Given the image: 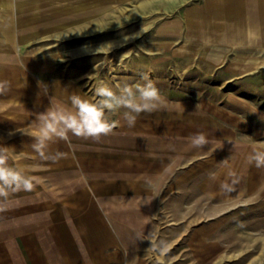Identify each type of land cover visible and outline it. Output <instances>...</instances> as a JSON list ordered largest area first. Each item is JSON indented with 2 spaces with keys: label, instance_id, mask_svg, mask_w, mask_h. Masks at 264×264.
<instances>
[{
  "label": "rangeland",
  "instance_id": "rangeland-1",
  "mask_svg": "<svg viewBox=\"0 0 264 264\" xmlns=\"http://www.w3.org/2000/svg\"><path fill=\"white\" fill-rule=\"evenodd\" d=\"M8 1L0 5V27L12 30L0 48V84L8 85L0 91V149L36 186L0 197V264H28L49 241L47 205L59 214L65 190L98 206L97 218L114 237L102 238L110 244L104 256L119 247L113 264H264V166L248 159L264 151V24L263 32L245 24V36L233 43L211 29L200 38L190 34V16L212 0ZM257 3L235 1L243 16ZM108 42L109 52L96 51ZM145 74L166 108L140 113L132 127L108 113L119 123L100 139L70 134L50 142L49 154H64L57 160L34 152L37 117L54 99L79 92L94 100L101 83L118 90L143 84ZM199 132L208 143L190 146ZM233 176L225 191L222 182ZM82 197L89 209L81 208L80 224L90 229L95 216ZM68 199L66 205L75 200ZM19 212L29 227L17 232ZM72 213L58 215V231L75 229ZM16 235L37 242L29 255L17 249ZM94 250L83 252L92 260L102 253Z\"/></svg>",
  "mask_w": 264,
  "mask_h": 264
},
{
  "label": "clouds",
  "instance_id": "clouds-1",
  "mask_svg": "<svg viewBox=\"0 0 264 264\" xmlns=\"http://www.w3.org/2000/svg\"><path fill=\"white\" fill-rule=\"evenodd\" d=\"M106 45V46H105ZM111 42L101 44L96 51L109 52ZM143 84L135 86L124 83L114 90L111 86L101 83L95 88L96 99H89L79 92H72L65 99H54L48 109L39 113L35 124L36 133L32 148L43 159L57 160L63 153L49 154L50 142L56 139L68 140L70 134L100 139L102 135L112 132L119 121L110 120L108 113H119L129 127L135 125L142 112L151 113L168 105L156 84L144 76ZM7 82L0 84V91L7 88ZM122 110V111H121ZM190 146L202 147L208 143L204 132L192 135ZM249 162L257 167L264 166V151L254 150ZM232 176V173H229ZM35 177L19 166L10 163L6 150L0 149V197L7 199L18 191H31L35 185ZM235 183L222 182L225 191H231Z\"/></svg>",
  "mask_w": 264,
  "mask_h": 264
},
{
  "label": "crops",
  "instance_id": "crops-1",
  "mask_svg": "<svg viewBox=\"0 0 264 264\" xmlns=\"http://www.w3.org/2000/svg\"><path fill=\"white\" fill-rule=\"evenodd\" d=\"M235 1L237 0H212L210 1V3L208 4L209 8H206V10L203 9L201 10V12L199 11L200 13H198L197 15L190 16L191 19H189L187 22V25L190 30V34H192L194 37L200 38L208 33V29H211L213 30V33H214L213 35L217 40H221V41L224 40V41L236 43L238 42L240 36H245V33H246L245 24L249 26L251 30L261 31L262 28H260L258 24H261V23L264 24V5H263L264 0H258V3L256 5L257 8L253 9L252 7L251 14H249L248 16L247 15L243 16L240 14L239 7L235 4ZM0 5L8 7L11 4H9L8 0H0ZM204 12H206V14ZM247 12L249 13L250 10H248ZM207 14L209 15L210 19H213V21L208 20V18L206 17ZM11 35H12V30L8 24L3 25V27L2 26L0 27V48H4L2 47L4 45L2 43V39H8L11 37ZM262 35L263 37L261 36V39H264V32L262 33ZM3 69L4 68L2 66V62H0V80L3 78L4 73H5ZM2 114L4 113L2 112L0 113V118L3 117ZM78 183H80L79 180H78ZM120 185H124V184L120 182ZM131 190L134 191L135 187H132ZM70 196H74L75 200L72 202L70 201V204L66 205V200L69 201L68 198ZM58 197L59 199H61L60 201L61 205L59 206V209H60L59 211L61 212L59 214H58L57 207H55L56 205L55 200H53V202L55 203V205L53 204L55 207V210L53 213L50 212L51 207H49V205L46 204L47 209L46 207L45 208L43 206L41 207V210L43 213H45L44 209L48 210L49 212V218L47 216L48 218L47 221L49 225L48 229L49 230L52 229V230L50 234L51 237L49 236V241H45L46 243H44L45 245L42 247L40 245L39 251L31 252V250L34 249V246L36 245L37 242L29 239V236L25 237L23 235V238H22L20 236L17 237L16 235V238H17L16 243L18 246L17 249H20L23 247L24 249H26V251H23V252L28 253V255H29V252H31L30 253L31 255H29V257L26 259L29 261L28 264H90V262L91 264H113L117 261L119 262L120 251H119V247L117 244L114 245V248H116L117 251L115 250L109 255L104 256L103 249L106 246V244H108V242L105 243L104 241H101V240L102 238H105L106 236L107 241L109 240L110 242H112L113 236L110 234V232H108L107 229L104 230V227H105L104 223H101L99 217L97 218L98 215L96 212L98 210V206L90 202L89 198L84 196L85 199L89 201L88 206L91 207V209L93 210L92 216H95V217L91 222L90 229L82 228L80 224L81 223L80 217H82L84 213L81 214L80 210L83 206L86 208V205H84L82 199L80 200V198L82 197L81 193L79 192L76 194L74 193L71 194V192L68 193L65 190L64 193L58 194ZM50 200L48 202H50ZM31 208L32 210L37 211L36 208H33V205L31 206ZM88 209L89 208H86V210ZM70 211L74 212V214L80 211L79 213L75 214L76 216L75 220L73 219L72 222H69L70 224L72 223L74 224L73 226H75V229H70V231L66 229L64 230L61 229L58 231V227H57L58 215L60 217L62 215L64 217H67L68 215L73 214ZM16 216H17L16 217L17 232L19 230H22L21 228L29 227V225L23 222L25 221L24 214L19 212L18 214H16ZM53 216H54V219H51V217ZM59 220H61L62 223L68 222L67 218L65 220H62V218L61 219L59 218ZM40 225H43V224H40ZM89 230L92 233V236L90 237L88 235ZM116 231H118L119 237L121 239L124 238L123 235L125 232L121 226L120 227L118 226V230ZM89 238L90 240H92L90 242V245L88 244ZM73 240H75L76 242ZM80 240L85 242L84 247H83V242ZM72 241H73L74 247L71 248L73 250L70 252L68 243ZM77 241H80V242H77ZM39 243L43 244V242H39ZM70 245L72 246V243H70ZM92 247L96 249L93 251L94 253L99 254L101 250H102V253L100 257L96 255V257H92V260H90L89 252H83V251L84 249L89 251ZM41 248L45 250L42 251ZM71 258H75L74 261L76 262L70 261L69 259Z\"/></svg>",
  "mask_w": 264,
  "mask_h": 264
}]
</instances>
